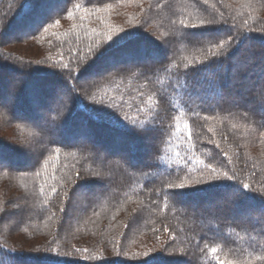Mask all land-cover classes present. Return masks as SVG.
<instances>
[{
	"label": "trees",
	"instance_id": "obj_1",
	"mask_svg": "<svg viewBox=\"0 0 264 264\" xmlns=\"http://www.w3.org/2000/svg\"><path fill=\"white\" fill-rule=\"evenodd\" d=\"M0 56V264H264V0H0Z\"/></svg>",
	"mask_w": 264,
	"mask_h": 264
},
{
	"label": "rangeland",
	"instance_id": "obj_2",
	"mask_svg": "<svg viewBox=\"0 0 264 264\" xmlns=\"http://www.w3.org/2000/svg\"><path fill=\"white\" fill-rule=\"evenodd\" d=\"M41 11H43V10H41ZM79 15H81V18L83 20L88 21V27H89L90 31H93L91 25H95L96 27L99 26V23H98V20H97L98 16L96 14V17H97L96 18L95 15L92 13V11L86 10V11H83V14H82V12H80ZM28 23H25L26 25L25 24L20 25L19 28L16 29L10 35L7 43H5V46H3L4 51L5 50L6 51H10L11 53H15L16 55L21 56L22 58H26L27 60L36 61V62L40 61L42 59L44 60V58L46 57V61L45 62H48V63L51 62V63H56V64L62 65L61 64V59L58 57V55H47L46 56V53H43L42 48L41 49L39 48L42 45L36 44L33 41L30 42V43H25V42L22 41L23 36H25L27 33H29ZM154 37L155 36H153V38ZM140 47H143V46H140ZM140 47H136V48H140ZM144 48H146L149 51V49L147 47H144ZM1 60H2V62H5V63H3V65L10 66L11 60H8V59H6L4 57H3V59L1 58ZM107 61H109V60H107ZM137 62L138 63H144L145 59L140 57L137 60ZM261 62H264V57L261 58ZM18 67H20V66H18ZM18 67H17V70H18ZM28 72L29 71H27V73L25 72V75H23V76H19V72H18V74L15 73L16 75L13 77L12 76L13 73L12 74H11V72L7 73L6 70H4V68L2 70H0V74L3 75V76H6V80L3 83L0 84L1 91L3 92V93H1V95H4L3 96L4 103H6L7 105L15 103V93L16 92H21V91L23 92L25 87H26V81H25L26 78L25 77L27 76ZM86 82H87V79H83V80L81 79V83H80L81 86L78 87V85H77V87L79 89H78V91L76 90L77 91L76 94L79 92L78 96H80L79 100H80L81 104L83 106H85L86 108H88L89 106H87V105H89V104L86 103V100L87 99L91 100V99H93V97H91L88 94L83 93L81 91V89H83V88L85 89L86 88V86L84 85ZM34 86H35V84L33 85V88L36 87V86L35 87ZM59 90H60V92L63 95H67L68 94L67 93V89L65 87H60ZM240 92H241V94H242V96L244 98H247V91L241 90ZM233 96H235V95L233 94ZM55 100L57 102L61 103L63 98L62 97H56ZM12 108L14 109V107H12ZM28 140L30 141L31 139L28 137ZM0 141H3L5 143H9V144H13V145H15L16 148H19L21 150L27 151L26 149L22 148V146H21V145H23V142L25 141V139H23V141H22L19 137H17V133H15V131L13 129H11V128L8 129V128L2 126L1 123H0ZM77 141L84 142V143H89L86 139H84L82 137L81 138L79 137V139ZM99 148L100 149L101 148L104 149L103 146H100ZM2 164L3 163L0 162V165H2ZM4 165H6V164H4ZM77 195H78V197H77V200L75 202L77 205L81 204L83 202V199H88V196L85 193L82 194L83 197L81 196V194H77ZM235 200H237V199H235ZM226 203H230V208L231 209H229V210H232L233 208H234V210L237 209V206H236L234 200L231 201V202L228 201ZM215 204L220 206V205H223L225 203H224V201L222 199H220L218 201L216 200ZM212 207H213L212 205H209L208 209H212ZM249 212L250 211H248V212L244 211V213H241L240 216H244L245 218H250L252 216L251 215L252 212H253L252 214H255V216L257 215L256 217H260L259 215H264V210H262L260 208L251 210L250 213ZM73 213H74V211L71 210L69 214L73 215ZM228 215L232 217L233 214L229 211ZM259 225H260V227H263V224L260 223Z\"/></svg>",
	"mask_w": 264,
	"mask_h": 264
},
{
	"label": "snow or ice",
	"instance_id": "obj_3",
	"mask_svg": "<svg viewBox=\"0 0 264 264\" xmlns=\"http://www.w3.org/2000/svg\"><path fill=\"white\" fill-rule=\"evenodd\" d=\"M89 2H91V0H89ZM109 7H111V6L109 5ZM69 18H71V14L69 15ZM56 23L59 24V21H57ZM201 23H203V22H201ZM193 26L195 27V25H193ZM109 39H111V36L110 35H109ZM227 42L228 41H224L222 43H218L216 45V47L217 48H223L224 43H227ZM105 51H107V49H105ZM100 55H103V52L100 53ZM64 67H67V65H64ZM185 127L187 128L188 125H185ZM206 167H208V168L211 169V172L208 174L209 180L210 181H216V180H218L220 174L218 173L217 169L215 167H212L211 165H207ZM223 175H224V177H225L226 180H231L232 179V177L231 176H228V174L226 172ZM194 182L199 185V184L203 183L204 181L202 179H199L198 178ZM186 183H187V180H185L184 182H182L181 184H179L178 187L179 188H184V186H185ZM169 187H172V185H169ZM244 187H248V186L245 185ZM217 251H218V249H216V248H213L212 249L213 254L217 253ZM116 255L119 256L120 255V252H117Z\"/></svg>",
	"mask_w": 264,
	"mask_h": 264
},
{
	"label": "bare ground",
	"instance_id": "obj_4",
	"mask_svg": "<svg viewBox=\"0 0 264 264\" xmlns=\"http://www.w3.org/2000/svg\"><path fill=\"white\" fill-rule=\"evenodd\" d=\"M11 74H12V73H11ZM15 75H16L15 73L12 74L13 77H14Z\"/></svg>",
	"mask_w": 264,
	"mask_h": 264
}]
</instances>
